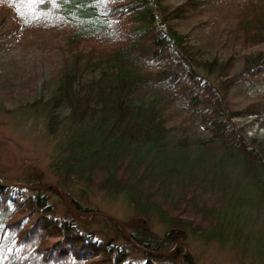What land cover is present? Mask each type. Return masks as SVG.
<instances>
[{
	"label": "trees",
	"instance_id": "obj_1",
	"mask_svg": "<svg viewBox=\"0 0 264 264\" xmlns=\"http://www.w3.org/2000/svg\"><path fill=\"white\" fill-rule=\"evenodd\" d=\"M212 8L231 13L221 22L230 28L221 40L226 54L204 52V34L187 26ZM0 11L16 29L63 42L62 65L50 77L28 79L25 91L2 74L0 94L13 108L23 96L44 105L49 136L67 121L49 163L57 184L0 175V264H193L191 256L178 259L180 246L171 252L189 234L242 242L245 210L212 192L204 170L183 171L178 162L204 151L213 177L247 180L264 207V134L247 137L233 122L247 115L264 129V0L177 7L166 0H0ZM10 189L28 195L18 199ZM96 194L125 200L132 213L121 222L126 234L85 204ZM225 210L227 220L218 217ZM154 218L161 235L150 230ZM96 221L112 225L116 238L95 229Z\"/></svg>",
	"mask_w": 264,
	"mask_h": 264
},
{
	"label": "rangeland",
	"instance_id": "obj_2",
	"mask_svg": "<svg viewBox=\"0 0 264 264\" xmlns=\"http://www.w3.org/2000/svg\"><path fill=\"white\" fill-rule=\"evenodd\" d=\"M166 2L168 5L177 7L183 3V0H166ZM212 9L194 17V19L191 18L187 26L191 27L195 34L198 32L204 34L203 36L206 38L204 45L207 43V51L204 52L215 54L218 50L219 54H223L222 52L226 54L225 51L228 47L227 45L223 47L221 40L225 38L223 33L230 28L228 26L222 27L221 22L222 14L225 11L227 14L224 20L230 22L231 13L229 9L225 8L221 11V16H219L220 13L217 16V11L214 8ZM9 15L7 16L4 11H0V86L3 84L2 74H7L8 80L17 79L18 82H21L19 85L22 86L23 90L28 91L31 85V81L28 79L33 78L40 83L43 78L50 77L51 73H54L53 70L62 65L63 55H60L58 52L60 49L58 48L63 45V42L58 41L60 39L59 35L57 38H53L45 32L43 33L42 30H33L29 34L28 31L27 33L23 31L25 29L14 28L17 26V21L12 22L13 20H10L12 16L9 18ZM3 16H6V19L3 20ZM216 21L219 22L220 26L215 25ZM184 24L180 29L185 30L186 26ZM6 30L9 32L12 30V34L8 37L2 34ZM262 47L263 45H259L244 49L242 54L253 52ZM98 48H101V46H98ZM36 77H39V79ZM216 84H218V81ZM25 99L27 98L23 96L20 99L21 105L13 108L14 105L7 102L8 98L0 94V175L3 178L12 177L21 180L42 178L41 181L43 182L57 184L55 183L57 179L50 170L49 163L55 155V143L58 140H63L61 135L64 133L62 131L67 121L63 120L57 135L49 136L46 127L47 114L42 109L44 105L40 103L32 104V100L26 101ZM62 118H65V116H62ZM254 120L255 118L246 115V117H236L233 122L236 125V130L245 132L247 137L263 136L264 129L261 130L258 127L259 122ZM181 156L182 161L178 162L179 167L183 171L204 170L207 175L203 179L205 178L208 181L207 183L210 184L209 189L212 192H223L227 198H234L231 200H235L238 209L245 210L247 222L246 228L244 227L242 234L239 236V239H241L243 235L242 242L240 240L241 243L235 244V241H225L214 237L209 241H204L189 234L188 239L183 241L184 243L179 242L177 245H172L171 252H174L180 246L181 251L178 252V259L191 256L193 264H256L253 257L264 259V207L258 205L257 199H253L252 194L254 193L247 180L232 177V174H230V177H224L220 174L213 177L210 172V155L198 148L197 150L194 149L192 154L188 152L187 155L181 154ZM198 156L199 158L202 157L200 162L195 161ZM71 190L75 193L74 198L77 197L75 188L72 187ZM10 191H12L11 196L18 199L28 195V192L23 190L10 189ZM85 204L92 209H97L99 214L114 219L121 225V222H126L128 216L132 214L123 198L109 200L103 195L96 194ZM252 205H257L255 212H251ZM226 210L220 212L218 217L227 220L229 213H226ZM95 223L94 228L101 231L103 235L106 232L109 240L116 238V230L112 225L107 229L104 222L96 221ZM161 226L158 220L154 218L150 230L161 235L164 230ZM164 255L167 254L164 253Z\"/></svg>",
	"mask_w": 264,
	"mask_h": 264
},
{
	"label": "water",
	"instance_id": "obj_3",
	"mask_svg": "<svg viewBox=\"0 0 264 264\" xmlns=\"http://www.w3.org/2000/svg\"><path fill=\"white\" fill-rule=\"evenodd\" d=\"M58 190H59V189H58ZM61 196H62V198H63V200H64V202H65V205L67 206L68 210H69L70 212H72V208H71L69 202L66 200L65 196H64L62 193H61ZM113 220H114V219H113ZM114 221H115V220H114ZM120 227H121L123 233L126 234V230H125V228L122 227L121 224H120ZM180 243H184V242L181 241ZM176 245H177V244H176ZM159 255H162V254L160 253ZM163 255H164V254H163Z\"/></svg>",
	"mask_w": 264,
	"mask_h": 264
}]
</instances>
